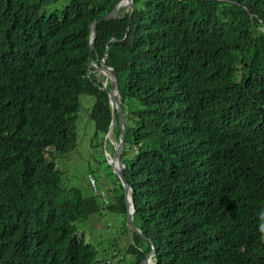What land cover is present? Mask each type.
Here are the masks:
<instances>
[{"label":"trees","instance_id":"1","mask_svg":"<svg viewBox=\"0 0 264 264\" xmlns=\"http://www.w3.org/2000/svg\"><path fill=\"white\" fill-rule=\"evenodd\" d=\"M55 1L0 0V264H107L75 230L98 198L57 160L77 145L81 95L95 98V137L108 129V96L87 77L90 25L119 0L45 14ZM132 3L97 23L92 57L118 74L121 159L145 237L123 254L140 264L150 239L154 264H264V0ZM90 144L96 162L113 154ZM107 167L117 186L103 202L125 214Z\"/></svg>","mask_w":264,"mask_h":264},{"label":"rangeland","instance_id":"2","mask_svg":"<svg viewBox=\"0 0 264 264\" xmlns=\"http://www.w3.org/2000/svg\"><path fill=\"white\" fill-rule=\"evenodd\" d=\"M70 2L71 0H57L47 5L43 12L45 14L53 11L59 12ZM94 100V96L91 95L80 96L81 105L76 120L77 145L73 151L60 157V166L58 160L57 164L58 168L63 171V178L67 184L80 187L84 196L98 198L100 210L90 215L86 221L75 225L77 234L83 235L85 242L97 250L98 258L105 256L104 259H107L109 263L110 257L113 256L112 251H115L118 256L116 260L114 256L110 259L111 264H116V261L117 264H129L130 257L123 252L129 243L139 242L138 235L133 234L131 242L129 230L126 229V215L115 209H108L103 202V199L107 198L106 189L109 187L113 189L117 183L107 167L105 158L96 162L92 156L93 150L90 143L93 142L95 151L98 150L97 144L100 142H102V146H111L108 140H104L105 135L102 138L95 137L94 122L89 116ZM106 152L109 153V151L103 150L105 157Z\"/></svg>","mask_w":264,"mask_h":264},{"label":"water","instance_id":"3","mask_svg":"<svg viewBox=\"0 0 264 264\" xmlns=\"http://www.w3.org/2000/svg\"><path fill=\"white\" fill-rule=\"evenodd\" d=\"M120 11H123V15L129 12V16L132 15L133 11V3L132 0H119L115 7L107 14L102 15L97 20H94L90 25V39H89V62H88V73L87 77H90V69L96 74L97 80L100 82L99 73L103 74L105 79L101 83V87H99L102 91H104L109 100V105L111 109V119L108 125V129L105 133L104 140H108L113 148V154L110 156L106 152V156L109 157L106 159L107 163L111 166L112 172L117 176L122 189L124 196V204L126 208V225L129 228L130 239L132 242L133 233L136 235H140L144 237L141 233L140 229L135 225L133 221V213L135 210L134 201H133V193L131 186L127 183V180L124 175L125 165L121 159V152L123 150V146L125 143L126 136V128L125 122L123 118V113L121 109V97L119 92L118 85V74L116 70L104 63L105 56L99 61V65L95 64L92 61L93 52H94V43L97 36V23L105 20H112L117 18ZM109 81L110 86H106V82ZM116 115H118V125L120 129V133L118 139H115L113 136V128L116 119ZM113 160V163L111 161ZM145 238V237H144ZM149 247L145 251V257L141 261L140 264H154L155 259L153 258L155 254V245L154 242L148 239Z\"/></svg>","mask_w":264,"mask_h":264},{"label":"clouds","instance_id":"4","mask_svg":"<svg viewBox=\"0 0 264 264\" xmlns=\"http://www.w3.org/2000/svg\"><path fill=\"white\" fill-rule=\"evenodd\" d=\"M105 63V62H104ZM99 65V64H98ZM100 75H103V74H101V73H99V78H100V82L102 83L103 81L101 80V77H100ZM104 76V75H103ZM104 79H105V77H104ZM115 124V123H114ZM113 130H114V128H113ZM113 136H114V134H113ZM114 138H115V136H114ZM116 139V138H115ZM118 139V138H117ZM110 156H111V154L110 153H108ZM109 156H106V158H108ZM110 259H111V257H110ZM110 259H109V263H108V261H107V259H106V262H107V264H111V261H110ZM96 264H99L98 262L96 263Z\"/></svg>","mask_w":264,"mask_h":264},{"label":"bare ground","instance_id":"5","mask_svg":"<svg viewBox=\"0 0 264 264\" xmlns=\"http://www.w3.org/2000/svg\"><path fill=\"white\" fill-rule=\"evenodd\" d=\"M107 83H109V81H107L105 84H106V86H107ZM110 84V83H109ZM111 157H109V159H110ZM111 163H113V160L111 161Z\"/></svg>","mask_w":264,"mask_h":264},{"label":"crops","instance_id":"6","mask_svg":"<svg viewBox=\"0 0 264 264\" xmlns=\"http://www.w3.org/2000/svg\"><path fill=\"white\" fill-rule=\"evenodd\" d=\"M113 252V251H112Z\"/></svg>","mask_w":264,"mask_h":264}]
</instances>
